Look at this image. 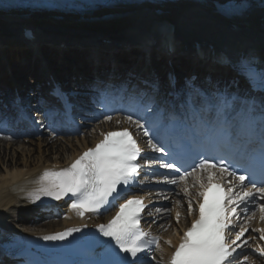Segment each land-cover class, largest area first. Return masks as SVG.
Masks as SVG:
<instances>
[{"label":"snow or ice","instance_id":"snow-or-ice-1","mask_svg":"<svg viewBox=\"0 0 264 264\" xmlns=\"http://www.w3.org/2000/svg\"><path fill=\"white\" fill-rule=\"evenodd\" d=\"M26 35L31 37V33ZM169 51H174V48L169 46ZM216 63L234 73L233 78L223 86L219 80H213L210 74L204 77L202 86L196 83L198 77L192 75L185 78L182 87L177 89L176 77L170 73L168 76L170 94L182 96L184 102L180 107L186 108L193 119L203 128L218 135L230 148L243 152L256 137L264 147V61L257 63L255 58L247 57L233 61L230 57H218ZM241 80L246 85L243 89L240 87ZM160 86L158 77L150 82V87L154 91L158 92ZM145 111L157 115V110L153 107H146ZM133 114L130 111L126 119L137 128L144 129L143 134L148 136L149 129H145L139 119L134 121ZM106 118L111 120L112 116ZM166 119L163 112H160L161 127L164 126ZM171 119H176V116L172 115ZM101 135L103 139L95 147L83 152L69 167L60 171H45L39 179L40 187L33 194V202L39 200L41 196L59 201L71 194L73 198L71 208L81 217L85 213L102 215L103 211L118 207L119 210L107 223L97 226L99 233L114 241L119 252L127 254L123 259L114 260L111 264H144L140 254L145 253L151 244H155L159 249V238L146 239L150 233L140 228V221L142 213L148 214L145 212L148 206L142 197L130 194L129 189L142 184L143 182L138 179L141 172L145 168H150L152 163H158L161 167L174 170L176 173L173 178L166 179V183L179 185L184 182L181 200L187 199V212L191 215L194 209L187 178L195 174L196 184L200 189L196 196L201 198L198 202V217L183 233L181 242L171 254L168 264H233L236 259L234 253L241 247L237 242L248 232V228L241 226L237 221L242 214L249 212L252 215L247 218L251 220L254 217L255 212L248 205L253 203L257 196L264 200V182L257 186L253 178L249 181L251 183L249 188L245 183L248 177L236 176L235 172L228 171L224 157H205L200 159L198 164L191 165V171L185 169L181 172L175 161L163 162L142 155L137 140L127 128ZM153 139L155 137L147 141L148 147L154 152H164L162 146L158 147L152 142ZM212 159H216V163H212ZM141 160H147V163L142 164ZM261 162L264 169V153ZM201 173L207 174L206 182L201 178ZM225 173L235 177L238 184L228 180L229 186L224 187ZM120 199L124 202L117 204L116 201ZM179 203L180 200L177 201V204ZM164 210L170 212L167 206ZM156 211L159 213L160 209ZM259 212L261 221H264V203L260 204ZM179 217L178 212L177 224ZM78 231L79 228L68 229L65 232L45 235L43 239L64 240ZM253 231L261 233L260 239L264 240V228ZM244 246H247V239L244 240ZM258 251L264 256V248ZM247 259L245 256V260Z\"/></svg>","mask_w":264,"mask_h":264},{"label":"bare ground","instance_id":"bare-ground-1","mask_svg":"<svg viewBox=\"0 0 264 264\" xmlns=\"http://www.w3.org/2000/svg\"><path fill=\"white\" fill-rule=\"evenodd\" d=\"M211 1L223 2L224 0H207L208 3L204 4L181 2L159 7L150 5L141 8H130L122 11L123 14L127 13V16L108 24H93L82 20L73 21L70 17H68L65 23H61L53 19L52 16L48 17L50 15H42L39 18L34 16L32 19H26L21 13L12 15L0 14V46H9L13 42V39L19 36L21 37L23 34L22 30L29 26L38 30L42 39L51 41V39L54 38V32L60 34L64 39L74 38L82 31H92L94 29L107 27L121 30V32L125 34H135L137 32L141 33L143 26L148 27V25H152V23L157 20H168L178 26V37L181 41L195 40L197 37H208L209 39L219 33L220 36L215 39L222 46L226 47L229 45L228 49H230L231 52L235 54L241 53V50L244 49L247 44L248 50H255L258 51V54H261L263 51L261 47L264 44V10L256 8L247 14L245 19L241 20L240 23L233 22V24H231V22L225 21L223 18L219 17L214 7L208 6ZM158 9L165 11L162 17H159L156 13ZM104 14H109V12H105ZM20 45L21 43H17L15 48ZM84 50L86 51H82L78 54V58H76L73 53H66L74 52L76 54L72 49L60 50L58 52V60H60L61 63L62 61L64 63L68 62L65 58L73 61V63L66 64L68 70L74 69L76 65L78 66L77 70L74 71L75 75H72L73 77H77V75L85 77L94 74L92 73L93 71H100L101 69L102 71H100L99 74L105 71L111 72V69L117 70L122 68V64L127 61L128 57L134 55H137L134 59L137 64H140L138 68L142 65L141 69L147 68L145 62L157 59V57L161 58L160 60L162 61L164 59L169 61L172 59L160 55L156 51L147 49H138L137 51L136 49H131L133 50L131 53H129L130 51H126V53L124 51L103 52L100 50ZM10 51L12 52L10 56L11 58L13 57L7 61L10 67L13 63L20 60H31L29 58V53L22 52L27 51L26 49L18 51L15 50L14 47H11ZM135 52H137V54ZM36 53L37 56L42 59L47 57H44V49H37L35 56ZM47 55L51 54L47 53ZM91 58H93V61H91ZM99 58L110 59L112 64L104 62V59L99 60ZM143 58L145 62L136 60ZM190 59L192 60V58ZM187 60L188 58L178 63H173V65L185 66L190 63V61ZM42 61L47 64L46 61ZM54 61L56 62V58ZM29 62L27 67H31L32 69H35L40 64V60L36 62L33 60L30 65ZM132 63L133 61H131L130 65ZM203 64H200L201 68L200 66L198 67L200 73ZM211 64L213 63H205L206 69L214 68ZM132 66L135 65L132 64ZM11 71L13 74V68H11ZM127 71L132 72L130 69H127ZM212 71L213 70H210L211 73ZM15 72L16 70H14V74ZM2 73L3 72H0V75H3ZM5 74L7 76L11 74L8 68ZM16 76H19V74ZM42 76H45L50 81L52 80L48 72H45V74L43 73ZM139 76L138 74L137 77ZM91 78L92 80L94 79L93 77ZM18 87V90H21L24 84H22V86L18 85ZM117 121L118 120H104L103 126L106 128L105 130L108 131L109 128L117 129ZM99 125L100 124L95 123L92 125V128L89 127L80 132L75 131L73 132L75 137L68 138L61 135L49 134V137L46 139L42 137H29L24 139L12 138L10 140V138H8V142L0 139V241L6 240L8 242L14 237H43L63 230L81 228L82 225L85 224L84 222H79L75 218L74 210L69 206L66 207V216L62 218V221H51L46 224V228L39 227L38 225H31L29 220L24 217L31 213L29 210L30 203L23 200L22 197L28 193L30 194L34 189H38L37 182L45 171H60L69 167L80 155H82L83 151L90 147V145H94L98 135L97 130L101 128ZM81 133L83 136L78 137ZM206 175V173L201 174V178L204 181H206ZM181 186H184V182H181ZM181 186L179 188H181ZM187 186L192 200L198 199L199 197L196 196V193L200 189L199 185L196 184L195 175L187 178ZM182 196L183 192L181 194H174L172 197L170 205H175L172 215H170V212L164 211L160 213L159 218H157L159 225L154 228L158 230V234L162 239V245L153 255L156 257L154 264H168L172 248L181 241L183 229L189 224V218L186 212L187 199L181 200ZM178 200H180L181 203L177 204ZM261 202L264 203V200H261ZM193 209L195 213L196 207L194 204ZM178 212L180 213V221L177 224L174 218H176ZM260 215L261 214L256 215V218L259 219ZM99 223L100 222L92 219L88 224L97 227ZM245 225L258 226L250 221L249 223H245ZM260 226L264 228V222L261 223ZM169 241L170 243H168Z\"/></svg>","mask_w":264,"mask_h":264},{"label":"water","instance_id":"water-1","mask_svg":"<svg viewBox=\"0 0 264 264\" xmlns=\"http://www.w3.org/2000/svg\"><path fill=\"white\" fill-rule=\"evenodd\" d=\"M85 22H90L93 24H108L112 21H107V19H101L98 21H85ZM84 32H89L92 34L97 35L98 37L109 40V41H118V42H131L133 40L139 39V37L136 34H125L121 32V30L115 29V28H102V29H94L92 31H84Z\"/></svg>","mask_w":264,"mask_h":264},{"label":"rangeland","instance_id":"rangeland-1","mask_svg":"<svg viewBox=\"0 0 264 264\" xmlns=\"http://www.w3.org/2000/svg\"><path fill=\"white\" fill-rule=\"evenodd\" d=\"M7 51L6 50H3V53H5V54H7L6 53ZM10 58H11V56H9ZM181 71V70H180ZM188 71V70H187ZM19 73V72H18ZM19 75H20V73H19ZM21 78V77H20ZM24 78H26L27 79V77L25 76V77H22L21 79H24Z\"/></svg>","mask_w":264,"mask_h":264}]
</instances>
